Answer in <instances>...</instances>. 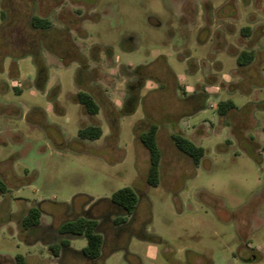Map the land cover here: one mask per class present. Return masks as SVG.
I'll use <instances>...</instances> for the list:
<instances>
[{
  "label": "rangeland",
  "instance_id": "rangeland-1",
  "mask_svg": "<svg viewBox=\"0 0 264 264\" xmlns=\"http://www.w3.org/2000/svg\"><path fill=\"white\" fill-rule=\"evenodd\" d=\"M32 18L52 24L43 41ZM249 50L253 61L238 67ZM78 88L92 89L96 115L74 99ZM221 100L235 105L227 116ZM90 125L99 139L78 136ZM150 125L162 153L157 187L145 182L138 140ZM173 133L204 150L197 166ZM0 182L10 213L19 201L41 204L53 228L68 218L58 205L78 214L86 197L133 188L137 210L119 230L101 224L96 264H264V0H0ZM106 211L101 203L90 214ZM45 245L0 226V264L16 255L58 264Z\"/></svg>",
  "mask_w": 264,
  "mask_h": 264
},
{
  "label": "trees",
  "instance_id": "trees-1",
  "mask_svg": "<svg viewBox=\"0 0 264 264\" xmlns=\"http://www.w3.org/2000/svg\"><path fill=\"white\" fill-rule=\"evenodd\" d=\"M49 22L38 18H32L31 26L47 27ZM247 30V29H246ZM245 31V30H244ZM243 31V32H244ZM254 59V52L241 51L236 56L238 67L249 65ZM77 102L83 106L88 115H96L98 106L93 99L87 95H79ZM235 105L231 100H221L217 104V114L227 116ZM102 131L97 126L83 127L78 131L81 139L97 140L101 137ZM174 148L181 154L188 157L194 166H197L204 155V150L196 146L180 133H173L170 137ZM140 144L148 153V167L145 182L150 187H157L160 182V167L162 153L157 142V127L150 125L144 132L138 135ZM0 191L4 192V186L0 182ZM6 199V198H5ZM140 200L138 193L130 187H125L115 191L109 199L93 201L86 197L79 208V213H74L72 204L58 205V211L68 216L58 227L43 225L41 219L43 211L41 204L25 207L22 201L18 202V211L14 214L8 211V201L0 203V226L9 222L16 225L18 234L24 238L27 245L38 242L46 244L48 253L58 262V264H96L104 258L103 247L105 239L100 226L103 223L111 224V228L118 229L127 223L137 210ZM101 203L107 204V211L102 216H91L90 212ZM110 226V225H109ZM84 238L86 246L81 250H74L69 247V241ZM9 264H40L36 258L16 255Z\"/></svg>",
  "mask_w": 264,
  "mask_h": 264
},
{
  "label": "flooded vegetation",
  "instance_id": "flooded-vegetation-1",
  "mask_svg": "<svg viewBox=\"0 0 264 264\" xmlns=\"http://www.w3.org/2000/svg\"><path fill=\"white\" fill-rule=\"evenodd\" d=\"M51 23L49 22V25L47 26V27H36L35 29H36V32H37V34H38V38H39V40L38 41H43V39L46 37V35H47V32L50 30V28H51ZM72 47V48H71ZM67 46L66 48H65V46H63L62 47V51L60 52V54L62 55V56H70L72 53H74V51L75 50H77V47L75 46V45H72V46ZM52 55L54 54V53H51ZM59 55V54H58ZM57 57V56H56ZM86 70H88V68H87V64H85V63H80V64H78L77 65V67H76V72L78 73V74H81L82 76L81 77H83V78H85V76H84V74H85V72H86ZM39 76L40 77H43V79H44V76H45V74H44V70L42 69V67H40L39 66ZM45 82V81H44ZM134 87H132V89H131V92L129 93V96H128V98H127V101L129 102V101H133V96H132V92L134 91ZM92 89H87V90H82L81 88H78L77 89V91H75V93H74V96H75V100L77 101V97L79 96V95H87V96H89V97H91L92 99H93V101L97 104V99L95 98V96H94V94H93V91H91ZM184 100H194L195 99V97H186V95H184ZM135 214V213H134ZM133 216V215H132ZM131 216V217H132ZM128 224V222L125 224V225H123L121 228H123V227H125L126 225ZM108 228L109 229H111L109 226H108ZM121 228H118V229H114V230H119V229H121Z\"/></svg>",
  "mask_w": 264,
  "mask_h": 264
},
{
  "label": "crops",
  "instance_id": "crops-1",
  "mask_svg": "<svg viewBox=\"0 0 264 264\" xmlns=\"http://www.w3.org/2000/svg\"><path fill=\"white\" fill-rule=\"evenodd\" d=\"M187 92H188V94H185L186 97H189V98H190V97H195V96H194L195 94H193V93H194L193 90H192V91H189V90H188ZM192 94H193V95H192Z\"/></svg>",
  "mask_w": 264,
  "mask_h": 264
}]
</instances>
